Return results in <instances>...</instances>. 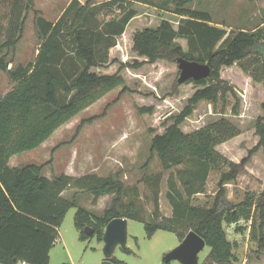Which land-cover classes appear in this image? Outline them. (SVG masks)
Returning a JSON list of instances; mask_svg holds the SVG:
<instances>
[{"label": "trees", "instance_id": "16d2710c", "mask_svg": "<svg viewBox=\"0 0 264 264\" xmlns=\"http://www.w3.org/2000/svg\"><path fill=\"white\" fill-rule=\"evenodd\" d=\"M193 1L177 3L174 12L180 18L177 28L170 20L163 19L156 29L131 33L132 51L139 58L131 64L125 59L120 61L113 50L119 48L118 39L139 15L133 8L136 0L108 2L117 13L106 16L104 25L96 19L93 21L96 14L90 0L85 5L74 0L55 23L35 11L34 0H0V42L5 37V26L25 9L18 33L22 35L29 12L34 11L41 43L35 62L27 66L8 70L5 57L0 59L1 68L8 71L14 82V87L0 98V264H49L59 229L67 213L77 207L76 199L63 197L65 191L72 189L93 195L94 204L102 197L114 196L103 216L92 215L84 208L78 210L75 226L81 231V240L89 238L85 228L91 227L102 242L108 223L126 218L144 223L148 238L158 231H167L175 233L182 242L194 231L211 249L203 264H234L237 257L224 225L252 221L257 213L260 227H264V191L259 196L246 193L239 204L226 199L224 186L243 172L248 158L241 164L232 163L217 147L241 135V130L225 118L192 133L181 128L202 102L213 104L215 110L222 104L224 113L230 95L235 100L232 114L240 115L241 100L235 87L222 78L224 68L238 66L251 78L250 82L264 86V25L253 32L240 31L233 39L226 38V31L213 24L209 12L187 8ZM179 40L186 41V49ZM15 42L1 45L0 54ZM179 59L209 64L212 71L208 79L201 81L190 80L179 85L177 80L171 92L173 97L180 95L179 88L183 85L192 84L194 93L185 99L182 111L165 121L163 132L150 131L153 133L151 152L157 155L164 171L170 172L166 193L172 208L170 217H163L160 210L162 174L145 177L153 203L149 214L140 201L138 186L132 188L134 197L126 202L128 189L118 178L97 175L77 178L62 174L50 179L44 175L47 165H10L13 157L40 148L61 127L115 89L131 92L124 70H139L159 61L178 66ZM140 100L138 113L153 115L155 106ZM98 119L82 122L77 134ZM256 131L260 143L250 156L260 147L264 149V116L258 118ZM222 167H230V172L222 175L213 206L194 205L192 199L206 192L211 172ZM260 250H264V237L260 240ZM124 252L132 251L126 248ZM113 262L121 264L116 258Z\"/></svg>", "mask_w": 264, "mask_h": 264}, {"label": "rangeland", "instance_id": "374dc122", "mask_svg": "<svg viewBox=\"0 0 264 264\" xmlns=\"http://www.w3.org/2000/svg\"><path fill=\"white\" fill-rule=\"evenodd\" d=\"M74 0H34L35 11L52 22H57ZM85 5L89 0H78ZM95 9V18L104 25L106 16L117 13L115 7L108 6L112 0H90ZM133 8L139 15L128 25L126 36L119 39L118 47L113 54L120 60H128L133 64L139 60L132 51L131 33L140 29H156L163 19L170 20L177 28L180 18L174 12L179 0H136ZM141 4V5H140ZM187 8L209 12L213 24L227 33L233 39L240 31L253 32L264 25V0H194ZM97 9V10H96ZM21 9L12 23L5 26V42L16 41L11 48H6L0 54L5 57L8 70H14L18 65L27 66L34 63L39 54L41 43L35 27V14L30 11L22 35L18 29L25 15ZM179 43L187 48L184 40ZM126 83L131 92L124 93L123 88H117L86 111L79 114L71 122L61 127L43 146L31 152L17 155L13 165H47L44 175L58 177L62 174L81 178L87 175H97L102 178L114 177L127 187L125 198L129 202L134 197L132 188L138 186L141 202L148 213L153 211L150 201V189L145 177L162 174L160 210L163 217H170L172 208L166 199L170 172L164 171L162 164L151 152L153 133L164 131L165 121L174 114L182 111L186 105L185 99L194 93L193 85L180 86V95L173 97L171 92L177 82L180 71L176 64L159 61L139 70H124ZM222 78L235 87L241 100L240 115L232 114L235 104L233 96H229V104L222 113V104L214 108L213 104L202 102L194 115L181 127L185 133H192L223 118L235 124L241 135L217 147L220 154L235 164H241L245 159L244 170L237 178L226 184V199L234 204L244 200L250 192L259 196L264 191V149L260 147L250 156V152L260 143L256 131L259 117L264 116V86L250 82L238 66L224 68ZM12 87L8 71H3L0 65V97L2 88L7 84ZM147 105L155 106L153 115H140L137 107L141 100ZM93 117H99L92 124L83 127L80 134L77 128L82 122ZM150 131H153L151 134ZM250 157V158H249ZM230 172V167H222L210 174L206 192L192 199L194 205L211 208L221 188L220 180L224 173ZM63 197L68 200L76 199L77 207L72 208L66 215L59 229V239L50 252L49 264H103L105 260L104 242L98 235L81 240V231L75 226V216L80 208L88 210L92 215L103 216L111 207L114 196H105L93 203V195L78 189L67 190ZM226 208V207H225ZM224 209V207H223ZM259 215L255 214L252 221L242 220L239 224L224 225L233 252L237 257L234 264H264V250H260V240L264 237V227L261 226ZM91 228V227H90ZM180 239L175 233L158 231L148 238L145 225L142 222L128 220L127 248L132 252L126 253L119 246L114 258L121 264H165L169 252L180 245ZM210 247H205L199 254V263L203 264L210 254ZM18 264H28L19 262ZM169 264H182L172 261Z\"/></svg>", "mask_w": 264, "mask_h": 264}, {"label": "water", "instance_id": "95a60500", "mask_svg": "<svg viewBox=\"0 0 264 264\" xmlns=\"http://www.w3.org/2000/svg\"><path fill=\"white\" fill-rule=\"evenodd\" d=\"M178 66L180 76L178 84L182 85L190 80L201 81L208 79L211 75V67L209 64H202L196 61H188L179 59ZM85 233L88 237H93L95 231L92 228L86 227ZM128 241V219L116 218L108 223L103 235L104 255L103 264H115L113 262L116 249L121 246L124 250L127 248ZM206 247L205 240L196 232L190 231L185 239L178 247L169 252L165 258V264L172 261H179L182 264H200L199 254Z\"/></svg>", "mask_w": 264, "mask_h": 264}, {"label": "crops", "instance_id": "0c3cea01", "mask_svg": "<svg viewBox=\"0 0 264 264\" xmlns=\"http://www.w3.org/2000/svg\"><path fill=\"white\" fill-rule=\"evenodd\" d=\"M141 5V4H140ZM126 34H128L127 33V30H126V32H125V34L123 35L124 37L126 36ZM130 37H131V35H130ZM120 39V38H119ZM119 39H118V42H119ZM14 86H10L9 85V83L4 87V88H2L3 90H2V95L4 96V95H6L12 88H13ZM48 142V141H47ZM46 142V143H47ZM45 143V144H46ZM45 144H43V146H45ZM43 146H41V148H44ZM15 158H17V157H13L12 159H11V161H10V165L12 166V167H16L15 165H13V160L15 159ZM18 167V166H17ZM68 175H70L71 176V174L69 173ZM46 177H48V178H50V179H52V177H50L49 175H45Z\"/></svg>", "mask_w": 264, "mask_h": 264}, {"label": "built area", "instance_id": "2783aa9c", "mask_svg": "<svg viewBox=\"0 0 264 264\" xmlns=\"http://www.w3.org/2000/svg\"><path fill=\"white\" fill-rule=\"evenodd\" d=\"M1 98V97H0Z\"/></svg>", "mask_w": 264, "mask_h": 264}]
</instances>
